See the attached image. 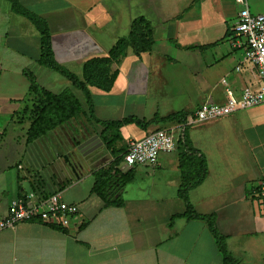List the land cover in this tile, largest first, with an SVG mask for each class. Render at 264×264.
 I'll return each mask as SVG.
<instances>
[{"label":"crops","instance_id":"crops-1","mask_svg":"<svg viewBox=\"0 0 264 264\" xmlns=\"http://www.w3.org/2000/svg\"><path fill=\"white\" fill-rule=\"evenodd\" d=\"M167 1L19 0L25 8L47 21L57 62L82 80L90 78L87 86L94 114L103 121L121 120L131 115L148 121L177 112L191 114L204 102L226 97V88H219L218 81L213 79L216 72L221 73L222 79L230 78L233 89L237 91L256 81L255 70L244 63L242 55L238 57L237 49L232 47L227 37L212 40L209 11L203 10V33L192 40V46L186 47L187 44L179 42L183 36L186 37L183 34L186 17L180 19V11L185 12L192 7L188 3L185 9H174ZM234 2L240 6L236 0ZM137 4L143 5L147 13H132L130 9ZM239 6H236L237 12ZM249 7L253 13L264 14V8L252 9L250 3ZM141 16L151 23L154 30L151 48L137 53L130 43H126L123 49H117L118 42L130 35L134 20ZM156 33L161 39L155 37ZM41 37L29 18L13 10L10 0H0V116L11 118L19 106L18 101L28 92L30 82L23 74L25 68L30 69L47 90L60 93L70 88L78 97L68 79L70 86L58 76V72L38 62ZM166 64L184 67L179 72L187 74V80L178 79L177 73L168 77L171 67ZM227 65H232V68L228 69ZM240 65L243 68L236 70ZM113 74L115 78L111 80ZM172 79L178 84H174ZM57 83L65 87L54 91L53 86ZM166 88L177 105L173 110L161 113V99L152 95L162 94ZM82 94L84 100L78 98L88 112L83 116L95 127L93 129L89 125L93 131L88 133L85 141L97 135L103 142L99 147H105L107 152L103 163L95 169H86L79 160H75L78 165L73 171L78 180L92 176L95 182L94 172L108 167L115 154L102 139L104 126L90 118L89 105L85 94ZM153 97L156 104L149 100ZM135 104L140 105V114L127 113ZM163 108L165 110L169 105ZM149 110L150 117H147ZM80 118L67 123L74 122L81 127ZM224 118L222 122L234 130L238 144L236 177H223L221 186L210 189L209 183L217 181L214 179L217 169L214 170L209 161L206 179L189 192V197L197 212L217 215V225L227 236L228 249L232 253L229 243L233 236L251 237L240 226L243 209L256 216V210L260 208L254 198L257 191L250 199L248 192L260 181L261 187L264 186V103ZM174 125V122L159 121L144 130L136 124H128L121 128L122 137L115 147L129 145L132 139L146 132ZM62 127L60 131L64 130ZM2 134L0 130V139ZM54 136L62 139L59 132ZM20 166L24 168L22 164ZM141 166L143 169L136 168L135 180L128 183L122 192V206H106L101 197L91 192L94 183L83 194H64L65 188L51 190L41 180L32 183L33 191L38 193L61 192L68 202L79 205L80 212L72 224L61 227L63 229L42 222H21L1 229L0 264H223L222 253L207 222L184 217L172 220L175 214L186 210L185 201L178 196L182 181L178 147L171 153H163L156 165ZM119 167L124 171L129 169L122 163ZM140 169L143 171L142 182L138 179ZM26 193L15 189L13 198L7 202L0 196V218L7 215L15 198ZM260 217L264 218V212ZM237 260L238 264H251L253 259L246 254L242 260Z\"/></svg>","mask_w":264,"mask_h":264},{"label":"rangeland","instance_id":"rangeland-1","mask_svg":"<svg viewBox=\"0 0 264 264\" xmlns=\"http://www.w3.org/2000/svg\"><path fill=\"white\" fill-rule=\"evenodd\" d=\"M248 1L252 9L255 7L264 8V0ZM167 2L171 3V7L174 9L177 7L185 9L188 3L192 7V9L185 10V12L180 11L179 14L180 19L186 17L183 23V34H186V37L183 36L179 40V42L187 44L186 47H188V45L192 46V40H195L196 37L203 33V10L209 11L210 36L212 40L218 41L225 38L227 29L235 22L238 9L236 6H239L235 4L234 0H175V2L174 0H168ZM130 10L134 14H137L139 11L144 14L147 13L143 9V5L140 4L132 7ZM147 16L150 15L148 14ZM150 27L152 28L151 23ZM141 29L144 31V37L154 36L153 28L152 32L144 25ZM155 37L161 39L159 33H156ZM237 52L239 53L238 57H240V55H242L243 58L245 57L243 50L237 49ZM166 66L171 67V70L167 73L168 77H174V73H177L178 79L187 80V74L179 72L182 71L184 67L176 64H166ZM226 67L231 69L232 65H227ZM220 74L221 73L218 74V72L213 74V79L218 81L217 84H219V88L223 90L226 87L234 88L230 78L227 77L222 79ZM58 76L64 79V83L67 81V85L70 86L67 78L65 79L60 74ZM171 81H173L174 84H178V82L173 79ZM63 87H65L63 84L57 83L53 86V90L60 91ZM184 87H186V85ZM74 90L77 92L81 101H83L84 95L82 92L76 88H74ZM158 90H160V87H158ZM28 93L29 90L26 92L24 98L29 95ZM171 94L172 93L166 88V92L152 95L161 99L160 104H162L159 109L161 113L176 108L177 102L176 100L173 102L170 98ZM149 100L152 104H156V99H154V97ZM164 105H169V108L164 110ZM140 111V105L136 106L135 104L127 113L140 114ZM150 111L151 110L148 111L149 114H147V117H150ZM80 119L79 126L81 127H77L74 122L65 123L62 125L64 127H57L59 128L57 131L53 130L48 132L42 139L40 138L32 143H27L26 130L29 126V122L26 120L21 122L16 120L13 121L12 116L11 118L0 116V130L3 131V137L0 139V196H2L1 198L4 202L13 198L15 189L32 192L34 188L31 184L34 182L38 183V180H41L40 182L51 190L65 188L66 192L64 194H67V192L83 194L92 187L94 177L87 176L82 180H78L69 161L79 160L86 169H95L98 165L103 163L107 151L105 147H99L89 154H85L79 149L80 145L88 137V133L95 129L94 126H91L93 124H90L83 115ZM222 120H225V118L219 117L212 121L197 122L188 125L187 128L190 145L201 150L207 158L208 163L210 161L211 167L214 170L215 168L217 169L215 170L216 177H214L217 181L209 183L210 189H217L218 186L223 184V177H236L237 172L236 151L238 149V144L235 133L231 126L222 122ZM89 125L93 129L90 128ZM61 127L64 130L60 131ZM169 131L173 135L178 136V128H170ZM56 132L62 135V139L54 136ZM127 147L128 145L124 144L119 145L116 149L119 150L118 153H122ZM20 163L24 168H21ZM138 167L143 169V166L139 165L134 168L136 169ZM141 169L140 171L138 170V179L142 182L143 171H141ZM147 171H149V169ZM140 172L142 173L140 174ZM260 187L261 181L259 184H255L253 189L249 190L248 198H252V194L256 191L258 195L260 193ZM63 198L68 201L65 197ZM259 209H261V207L256 210V216L249 214L250 212L247 211V209H243L241 214L243 221L240 226L249 233L248 236L251 237L240 238L233 236L229 243L230 250L237 259L242 260L246 254L252 256L253 260L251 264H264V218L260 217L263 214V210Z\"/></svg>","mask_w":264,"mask_h":264},{"label":"trees","instance_id":"trees-1","mask_svg":"<svg viewBox=\"0 0 264 264\" xmlns=\"http://www.w3.org/2000/svg\"><path fill=\"white\" fill-rule=\"evenodd\" d=\"M10 1L12 2L13 10L29 18L41 33V54L38 62L42 66L63 75L75 88L80 89L86 96L90 118L104 126L101 136L107 148L115 154V159L108 167H102L94 172L95 182L91 192L101 197L106 206H122L124 204L122 192L128 183L135 180L136 169L131 167L124 171L123 168L119 167L124 160L123 154L126 151L118 153L119 150L115 147L116 142L122 137V127L128 124H136L140 128L146 130L151 123L159 121L174 122L175 125H181L183 130L179 136L177 147L179 150L182 181L178 189V196L185 201L186 210L183 213L175 214L172 220L184 217L189 220L194 219L207 222L209 230L222 253L223 264H238L237 258L228 249L227 236L220 231L217 225V215L215 213L202 214L197 212L189 197V192L202 184L208 174L207 158L201 150L190 145L191 143L187 133L188 125L186 124L189 113L177 112L165 118H158L156 116L154 119L148 121L135 115L127 116L121 120L103 121L97 119L94 114L91 93L87 86V82H91L90 78L82 80L76 74L61 66L55 58L51 32L47 21L25 8L19 0ZM143 25L152 32V28L147 19L143 16L138 17L132 24L130 35L127 39L122 38L118 42L119 45H117V49H123L126 43H130L137 53L150 49L153 43V37L152 35L149 37L143 36L144 31L141 29ZM233 34L234 30L232 26L227 29L225 37L229 39ZM89 66L90 63L86 66L85 70L88 69ZM23 74L30 82L28 93L30 96L28 95L18 101L19 106L13 112L12 119L19 122L25 120L30 121L26 133L27 143L35 141L71 119H78L82 115L88 114V112L83 109L80 99L70 88H66L60 93H54L41 86L36 75L30 69L25 68ZM114 78L115 74L112 75L111 80H114ZM254 198L260 199L261 196H255ZM53 227L63 229L57 226Z\"/></svg>","mask_w":264,"mask_h":264},{"label":"built area","instance_id":"built-area-1","mask_svg":"<svg viewBox=\"0 0 264 264\" xmlns=\"http://www.w3.org/2000/svg\"><path fill=\"white\" fill-rule=\"evenodd\" d=\"M236 1L241 7L233 25L234 34L229 40L233 48L244 51V63L252 66L257 79L241 91L226 87L225 98L202 103L188 115L187 125L207 122L264 103V14L251 12L248 0ZM242 68L240 65L236 70ZM170 128H178V136L173 135ZM182 130L181 125H174L158 128L132 139L123 154L125 166L131 168L137 165H156L163 153H171L177 149ZM260 188L257 197L261 198L257 199L256 205L261 207L262 204L264 212V186ZM79 212V205L66 201L61 192L43 194L32 191L10 203L7 215L0 218V230L21 222L69 227Z\"/></svg>","mask_w":264,"mask_h":264},{"label":"water","instance_id":"water-1","mask_svg":"<svg viewBox=\"0 0 264 264\" xmlns=\"http://www.w3.org/2000/svg\"><path fill=\"white\" fill-rule=\"evenodd\" d=\"M103 144V142L100 140V138L95 135L92 136L91 138H89L88 140L84 141L79 149L85 153V154H89L90 152L94 151L95 149H97L99 146H101ZM69 164L72 166L73 169H75L78 165L77 162L75 161H69ZM124 162H122V166H124ZM127 168H129L128 166H126Z\"/></svg>","mask_w":264,"mask_h":264}]
</instances>
